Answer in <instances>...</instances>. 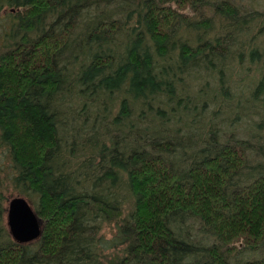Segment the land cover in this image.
Returning a JSON list of instances; mask_svg holds the SVG:
<instances>
[{
  "label": "trees",
  "instance_id": "1",
  "mask_svg": "<svg viewBox=\"0 0 264 264\" xmlns=\"http://www.w3.org/2000/svg\"><path fill=\"white\" fill-rule=\"evenodd\" d=\"M235 1L0 0V264H264V146L228 131L264 9Z\"/></svg>",
  "mask_w": 264,
  "mask_h": 264
},
{
  "label": "rangeland",
  "instance_id": "2",
  "mask_svg": "<svg viewBox=\"0 0 264 264\" xmlns=\"http://www.w3.org/2000/svg\"><path fill=\"white\" fill-rule=\"evenodd\" d=\"M236 4H238L240 7L243 8V10H263L264 9V0H238L235 1ZM205 14L208 17H211L210 12H207V10L205 11ZM2 30V28H0ZM1 30H0V35H1ZM262 42V46L264 48V38L261 39ZM238 70V69H236ZM264 70V67L263 69ZM244 71L245 73H247L249 75V77H254L259 74L258 70L253 68V67H249L247 65V63L245 64L244 67ZM242 75V74H241ZM259 76V75H258ZM257 80V79H256ZM248 81H250L249 79L243 80V81H239V78L237 76V74L235 73L232 77H231V82L234 83H238L239 85V89L235 90V86H233V90L232 93L234 94V96L239 93H242L241 91L244 90L245 85H247ZM260 98H258L259 101L255 102L252 109H250L249 107L246 106V108H249V110H247V115H245L244 117V113H243V117H241V121L239 123H236L234 126L231 127V130L229 129L228 131L234 132L236 133V135L239 136V138H253V142L256 145H262L264 146V96H259ZM246 99V93H244L242 95V99L241 98H235V102H238V104L244 107L243 104V99ZM258 131H261L260 133ZM255 158V157H254ZM251 161V160H250ZM254 161H258L257 159ZM254 163V162H251ZM250 163V165H251ZM6 187L8 189H4V194L6 195V197L8 198L7 200H9L11 198L10 196V192L12 190L11 186L7 183ZM11 200V199H10ZM7 203V202H6ZM8 206V204H7ZM115 232V225H107L105 226L102 235L105 236V238L110 239L113 234Z\"/></svg>",
  "mask_w": 264,
  "mask_h": 264
},
{
  "label": "water",
  "instance_id": "3",
  "mask_svg": "<svg viewBox=\"0 0 264 264\" xmlns=\"http://www.w3.org/2000/svg\"><path fill=\"white\" fill-rule=\"evenodd\" d=\"M40 224L25 199L16 197L8 201L6 225L11 238L16 243L25 244L37 239L40 234Z\"/></svg>",
  "mask_w": 264,
  "mask_h": 264
}]
</instances>
